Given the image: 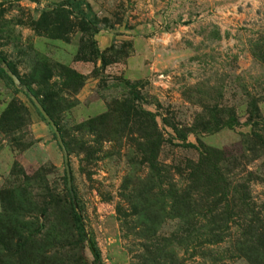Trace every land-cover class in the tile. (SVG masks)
<instances>
[{"label":"rangeland","instance_id":"374dc122","mask_svg":"<svg viewBox=\"0 0 264 264\" xmlns=\"http://www.w3.org/2000/svg\"><path fill=\"white\" fill-rule=\"evenodd\" d=\"M0 264H264V0H0Z\"/></svg>","mask_w":264,"mask_h":264},{"label":"water","instance_id":"95a60500","mask_svg":"<svg viewBox=\"0 0 264 264\" xmlns=\"http://www.w3.org/2000/svg\"><path fill=\"white\" fill-rule=\"evenodd\" d=\"M10 78L12 79V81H16V79L14 77L11 76ZM31 99L37 105V101L34 98H31ZM38 111L44 117V119L47 120V122L50 124V126L54 129L55 137H56V139H57V141L59 143V146L61 147L64 155H65L66 152H65V148L63 146L62 140H61L60 133L57 131V129L55 128L54 124L52 123V121L50 120V118L48 117L46 112L44 111V109L42 107H38ZM65 163H67L66 155H65ZM66 175H67L68 184H70V176H69L68 168H66Z\"/></svg>","mask_w":264,"mask_h":264},{"label":"trees","instance_id":"16d2710c","mask_svg":"<svg viewBox=\"0 0 264 264\" xmlns=\"http://www.w3.org/2000/svg\"><path fill=\"white\" fill-rule=\"evenodd\" d=\"M76 222H78L79 223V226H81L82 227V229H83V226L81 225V223H80V221H79V219L77 218L76 219ZM80 228V227H79Z\"/></svg>","mask_w":264,"mask_h":264}]
</instances>
